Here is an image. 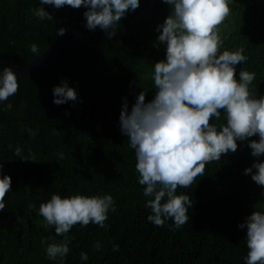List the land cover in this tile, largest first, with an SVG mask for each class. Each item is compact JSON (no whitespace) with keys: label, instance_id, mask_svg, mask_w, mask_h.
Instances as JSON below:
<instances>
[{"label":"trees","instance_id":"trees-1","mask_svg":"<svg viewBox=\"0 0 264 264\" xmlns=\"http://www.w3.org/2000/svg\"><path fill=\"white\" fill-rule=\"evenodd\" d=\"M151 1L141 0L120 27ZM39 6V0H0V67L30 63L60 37L56 29L62 26L84 27L83 8L52 10L44 5L53 19L39 20L35 15ZM168 11L161 1L118 39L71 40L49 65L62 77L45 72L26 77L18 81L14 95L0 102V164L12 178L5 209L0 211V264H61L59 258L48 259L44 248L63 237L38 214L40 203L53 193L62 197L110 193L116 203L106 227L91 222L72 226L67 233L70 252L63 264H245L246 229L237 224L253 210H264V186L242 172L255 159L246 145L206 164L205 175L189 188H177L178 193H189L193 203L184 225L175 228L169 218L157 227L146 219L149 197L143 196L137 182L134 149L119 130L118 117L122 97L131 104L141 90L147 92L146 99L153 95L152 65L164 54L163 46L153 47L158 35L154 29ZM232 14L235 21L232 33L223 37L224 47L244 49L248 60L242 67L256 72L253 91L264 94V0L262 5L240 0ZM33 42L39 56L29 49ZM236 67L238 72L241 65ZM62 78L77 88L75 103H52V87ZM222 120L223 114L220 121L210 123ZM17 146L21 156L14 152ZM81 251L88 255L86 262L80 260Z\"/></svg>","mask_w":264,"mask_h":264},{"label":"clouds","instance_id":"clouds-1","mask_svg":"<svg viewBox=\"0 0 264 264\" xmlns=\"http://www.w3.org/2000/svg\"><path fill=\"white\" fill-rule=\"evenodd\" d=\"M140 3L141 0H39L35 15L39 20L53 19L44 5L52 10L83 8L84 27L99 28L111 40L122 18L137 10ZM162 3L169 6V11L154 29L158 35L152 41L153 47L163 46L164 50L163 58L152 65L155 90L150 99H146V91H139L131 104L126 96L122 97L118 125L134 149L137 182L143 186V196L149 197L145 201V207L150 209L147 221L162 227L171 218L173 226L179 228L190 219L188 209L193 203L189 193H178L177 188H189L197 177L205 175L206 164L220 160L222 154L235 153L246 145L255 159L242 172L264 186V94L253 91L256 72L242 67L248 60L244 49L225 48L220 35L219 25L230 15L235 0ZM65 31L62 26L56 29V35L62 36ZM29 49L40 55L35 42ZM238 64L241 67L237 72ZM18 87L13 68L0 67V102L14 95ZM52 95L56 105L78 100L77 88L70 86L66 78L52 87ZM222 114V122L210 123L220 121ZM14 152L21 156V147ZM58 155L63 157V153ZM2 167L0 164V211L5 209V196L12 184L11 176L3 173ZM109 211H116L110 193L64 197L51 194L50 199L40 203L38 214L63 239L47 243L46 257L59 258L63 264L70 252L67 233L72 226L91 222L106 227ZM237 227L246 229L245 264H264V210H253ZM94 247L99 249V242ZM112 247L118 250L119 245ZM80 260L86 262L87 253L81 251Z\"/></svg>","mask_w":264,"mask_h":264},{"label":"water","instance_id":"water-1","mask_svg":"<svg viewBox=\"0 0 264 264\" xmlns=\"http://www.w3.org/2000/svg\"><path fill=\"white\" fill-rule=\"evenodd\" d=\"M162 0H152L149 5H147L144 9H142L139 14H137L132 20L128 21L123 26L119 27L116 30L115 35L111 38L118 39L122 36H125L130 31H132L140 22L145 20L152 12L157 8ZM100 37L104 39H108L105 33L100 30H88L87 28H79V29H68L65 33L60 36L50 47L39 57L23 65L18 68H14L13 70L17 73L18 81L26 78L31 77L36 74L45 72L50 73L53 75H58L62 77L61 74H57L49 69V65L57 56L59 50L68 42L73 39L83 38V37Z\"/></svg>","mask_w":264,"mask_h":264},{"label":"rangeland","instance_id":"rangeland-1","mask_svg":"<svg viewBox=\"0 0 264 264\" xmlns=\"http://www.w3.org/2000/svg\"><path fill=\"white\" fill-rule=\"evenodd\" d=\"M239 2H240V0H235V3L230 6L231 7L230 15L225 19V21L221 25H219L220 35L222 37L228 36L229 34L232 33L233 24H234V21H235V17L232 14V8H233V6L238 5ZM256 2L259 5L263 4V0H256Z\"/></svg>","mask_w":264,"mask_h":264}]
</instances>
